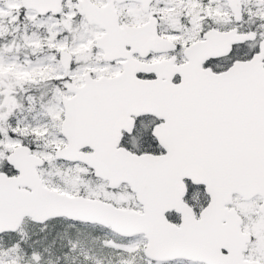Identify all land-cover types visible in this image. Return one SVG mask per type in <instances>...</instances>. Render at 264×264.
Wrapping results in <instances>:
<instances>
[{"label": "snow or ice", "instance_id": "obj_1", "mask_svg": "<svg viewBox=\"0 0 264 264\" xmlns=\"http://www.w3.org/2000/svg\"><path fill=\"white\" fill-rule=\"evenodd\" d=\"M0 264H264V0H0Z\"/></svg>", "mask_w": 264, "mask_h": 264}]
</instances>
